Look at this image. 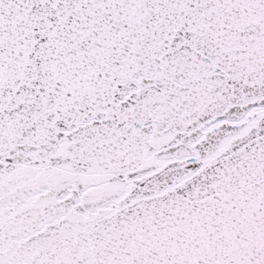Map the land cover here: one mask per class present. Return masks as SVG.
I'll list each match as a JSON object with an SVG mask.
<instances>
[{
  "label": "snow or ice",
  "instance_id": "6c2138e0",
  "mask_svg": "<svg viewBox=\"0 0 264 264\" xmlns=\"http://www.w3.org/2000/svg\"><path fill=\"white\" fill-rule=\"evenodd\" d=\"M0 264H264V0H0Z\"/></svg>",
  "mask_w": 264,
  "mask_h": 264
}]
</instances>
